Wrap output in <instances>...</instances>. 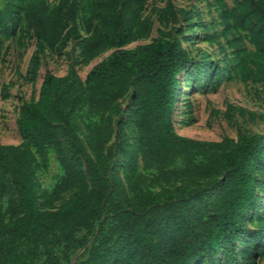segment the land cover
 <instances>
[{"label": "trees", "instance_id": "1", "mask_svg": "<svg viewBox=\"0 0 264 264\" xmlns=\"http://www.w3.org/2000/svg\"><path fill=\"white\" fill-rule=\"evenodd\" d=\"M141 1H98L94 8L100 29L82 39L84 53L92 56L121 47L136 35H147L150 18L141 20ZM19 3L26 7L27 23L36 37L35 68L47 51H61L71 39L80 38L78 0L68 6L61 1L51 12L46 0H9L0 8V24ZM170 13L185 19L193 14L172 8ZM222 18L239 24L264 53L263 0H251L245 17L237 10H224ZM160 35L150 44L113 53L88 73L84 85L72 66L64 78L47 72L38 100L23 103L17 122L23 143L0 144V201L9 197L11 216L0 225V264H38L42 258L49 264L60 247L68 255L80 241L76 234L93 231L107 205L109 226L80 264H197L202 259L213 264L215 253L223 248L232 252L242 238L245 215L256 207L255 171L264 163V135L240 133L220 142L179 135L173 111L180 78L196 61L172 33ZM127 97L137 130V152L130 144L126 122L118 121L115 135L113 131V116L120 114ZM85 108L107 114L97 129L87 126L86 141L92 152H102L114 135L116 150L134 173L139 155L143 171H154L168 183L193 184L172 191H145L131 201L115 167L106 165L116 153L113 148H108L100 164L87 152L77 120V113ZM50 148L57 151L64 170L50 197L59 199L73 190L56 211L40 207L35 177L36 156L45 162ZM136 177L142 179V174ZM211 178L222 179L219 190L212 184L200 185ZM255 239L264 243V233Z\"/></svg>", "mask_w": 264, "mask_h": 264}, {"label": "rangeland", "instance_id": "2", "mask_svg": "<svg viewBox=\"0 0 264 264\" xmlns=\"http://www.w3.org/2000/svg\"><path fill=\"white\" fill-rule=\"evenodd\" d=\"M61 1L68 6L72 0H46L48 12ZM102 0H78L79 17L77 19L80 38L69 41L61 51H47L45 57H39L37 68L32 59L37 51L36 37L26 20V7L19 8L0 24V144L20 146L23 140L18 130L20 108L25 102L38 100L47 72L59 78L68 75L72 66L77 72L80 83L85 84L88 73L97 65L106 61L120 50H132L147 45L162 36L160 32L172 33L181 46L196 61L182 73L180 87L173 111V120L179 135L207 142H220L225 138L235 139L241 133L246 136L264 135V53L262 48L253 44L250 34L235 24L232 19L222 18L224 10L228 13L237 10L241 17L250 12L251 0H142L139 2L141 20L149 17L150 32L136 35L133 40L121 47L107 48L95 55H86L81 42L100 29V16L94 8ZM264 1V0H263ZM9 0H0L4 9ZM180 9L192 11L185 19L170 13ZM64 13V11H63ZM211 39V41H209ZM5 87V92L3 88ZM131 98L121 103L120 114L113 116L114 135L117 123L126 122V133L130 144L137 152V130L128 113ZM107 114L95 113L85 108L77 113L78 126L82 139L86 142L87 152L96 164L103 163L108 148L115 155L106 161V165L120 176L128 198L134 201L142 192L162 190L172 191L189 181L165 182L154 171H143L138 155L137 180L133 167L116 150L117 141L113 135L102 152H92L86 137L90 134L87 126L97 129ZM258 177V197L256 207L245 215L244 233L234 243L232 252L226 249L215 253L213 264H264V243L257 238L264 233V163L255 171ZM109 178L112 172H109ZM35 177L38 188V203L48 211L58 210L73 194V190L64 193L59 199L50 197L55 186L64 177L57 151L50 148L47 160L39 156L35 160ZM221 178L205 180L200 185L212 184L221 188ZM8 199L0 201V225L8 223L11 216L7 213ZM111 218L109 206L102 211V218L91 232L80 231L76 234L80 240L76 247L68 252L56 248L49 264H80L87 259L90 248L102 238V230L109 225ZM42 258L38 264H44ZM197 264H210L202 259Z\"/></svg>", "mask_w": 264, "mask_h": 264}]
</instances>
